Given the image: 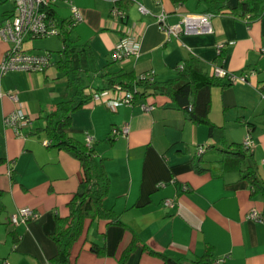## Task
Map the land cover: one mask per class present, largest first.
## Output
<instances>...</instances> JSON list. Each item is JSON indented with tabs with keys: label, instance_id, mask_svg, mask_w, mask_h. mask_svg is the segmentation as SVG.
Wrapping results in <instances>:
<instances>
[{
	"label": "crops",
	"instance_id": "obj_1",
	"mask_svg": "<svg viewBox=\"0 0 264 264\" xmlns=\"http://www.w3.org/2000/svg\"><path fill=\"white\" fill-rule=\"evenodd\" d=\"M139 2L149 9L147 13L139 10ZM75 3L83 13L75 28L92 35L84 42L95 51L101 68L100 74H90L87 91L104 85L102 75L106 72L119 70L136 74L154 70L159 82L178 78L185 67L207 76L218 69L247 73V82L212 87L209 116L224 126L229 142L244 143L251 134L254 162L264 180V17H252L247 22L240 13L227 11L213 19V33L175 37L160 29L157 14L165 9L169 21L178 22L186 12H200L203 6L196 0L185 4L172 0L120 1L128 14L121 28L120 21L110 16L113 2L111 6L104 0ZM12 10L0 9V18ZM129 32L141 37L140 56L112 59L119 39ZM221 42L226 45L219 53ZM8 47L0 36V63ZM53 59L55 63L44 72L14 70L1 79L2 89L17 93L19 102L0 97V158L6 159L0 165V264H47L56 255L53 233L57 216L70 213L69 201L82 179L80 161L50 146L41 128L45 125L41 116L76 94V88L70 87V95L68 81L66 90L61 91L50 80L57 74L51 68L59 69L60 56ZM180 64H184L183 69H179ZM146 90L150 92L151 87ZM142 101L155 108L143 110ZM19 108L33 120L21 133L4 123L5 115ZM123 125L130 127L129 134L113 136V128ZM67 131L82 142H86L87 134L94 137L97 161L104 164L111 179L104 205L128 225L88 219L73 245L71 264H123L120 258L133 232L154 250L178 258L180 264H198L196 260L205 256L208 246H212L213 254L206 264H264V221L249 217L254 209L263 215V198L252 196V185L239 170L220 167L223 153L208 149L215 142L208 126L187 119L171 97L140 96L133 105L117 108L91 99L72 113ZM201 146L206 152H199ZM201 156L204 169L198 171ZM25 206L35 209L38 216L27 224H12L11 214ZM92 242L106 244L107 253L92 251ZM223 257L225 261L216 262ZM125 264L169 263L139 246Z\"/></svg>",
	"mask_w": 264,
	"mask_h": 264
},
{
	"label": "trees",
	"instance_id": "obj_2",
	"mask_svg": "<svg viewBox=\"0 0 264 264\" xmlns=\"http://www.w3.org/2000/svg\"><path fill=\"white\" fill-rule=\"evenodd\" d=\"M172 1L176 4H185L190 0ZM233 1L237 2L236 5L232 4ZM196 2L198 5L203 6L200 12L230 11L240 13L242 16L251 13L252 17L255 18L264 17V0H196ZM73 29L64 27L62 38L65 45L64 49L60 51L58 67L67 77L69 87L76 88V94L71 99L59 101L52 110L41 116L45 121V125L41 128L46 131L51 140L50 146L67 151L80 161L83 174L77 190L69 201L70 213L64 217L57 216L53 238L57 243L58 252L49 259L47 264L72 263L73 245L83 234L88 219L91 222L104 220L109 224H122L128 227L114 209L104 205V201L110 192L111 179L105 170L104 164L97 161V143L88 145L86 142L71 136L67 131L72 124V113L91 100L93 95L92 91H87L90 84L80 71H85L87 75L91 73L100 74L101 71L95 51L88 42H84L81 48L76 50L74 41H69ZM76 54L79 55V60H76ZM82 58L85 59L84 66L81 64ZM102 76L105 83L97 87V91L121 85L125 89L135 91L136 98L159 94L171 97L173 102L185 112L187 119L208 126L209 136L215 140L208 149L213 147L216 151L223 153L224 158L221 160L220 167L225 170H239L242 177L250 181L252 196L259 195L264 200V180L259 176L252 148L246 147L244 143L229 142L224 126L216 124L209 116L212 87H227L233 85L234 82L215 74L204 75L191 67H185L184 70H181L178 78L169 79L165 82L145 80L134 71L124 70L106 72ZM147 87H151L150 92L146 90ZM201 161H203V156L199 158L198 171L204 169L200 166ZM5 162V158H0V165ZM2 196L3 190L0 189V200ZM133 233L131 243L125 248L120 258L123 264L127 262L130 255L139 246H142L150 254L162 258L165 263L180 264L178 258L166 252L154 250L144 243L135 232ZM91 250L98 255L107 253L106 244L101 245L97 242H92ZM212 254L213 248L208 246L205 256L197 259L196 263H209Z\"/></svg>",
	"mask_w": 264,
	"mask_h": 264
},
{
	"label": "built area",
	"instance_id": "obj_3",
	"mask_svg": "<svg viewBox=\"0 0 264 264\" xmlns=\"http://www.w3.org/2000/svg\"><path fill=\"white\" fill-rule=\"evenodd\" d=\"M120 1L112 0L113 5L110 10V16L117 19L121 23L127 20L128 14L126 7L120 5ZM14 8L9 13L0 18V36L9 43V47L4 54V58L0 63V97L8 96L15 102H19V95L13 91H4L1 87V79L10 71L23 70L28 72H44L55 63L51 51L35 52L32 46H27V42L36 38L48 37L52 35H64V27L67 29L75 28L82 20L83 13L81 8L75 3V0H12ZM68 4L69 14L60 16L58 11V3ZM139 10L147 13L149 9L139 2ZM224 12H186L182 14V18L175 23L169 21V14L165 9L157 14V22L160 29L165 31L169 36L180 37L182 34H209L214 32L213 19ZM245 20L249 22L252 18L251 13L244 15ZM122 24L120 25L121 28ZM225 42H221L217 46L220 53L225 47ZM141 53V37L138 34L130 33L121 36L118 44L112 51V59L124 60L129 57H139ZM184 64L179 65V69H183ZM155 71L140 74L141 78L154 81ZM215 75L226 77L232 82H247L248 74H238L235 72H227L218 69ZM137 91V89H136ZM136 94L133 90L123 88L116 85L112 88L104 90H94L92 100L98 103L107 104L111 108H117L122 104L133 105L136 102ZM143 110L150 111L155 108L154 104L146 101L140 103ZM33 120L25 109L19 108L5 115L4 123L21 133L24 125L32 124ZM130 132L128 125L114 127L113 136H127ZM51 143V140L47 141ZM86 143L92 145L94 137L87 134ZM244 145L253 148L254 141L249 133L244 141ZM204 147L199 148V152L203 153ZM164 185V184H163ZM167 204H172L167 200ZM38 216V212L32 207H21L15 213L11 214L10 222L15 225L27 224L29 220ZM250 218L264 221L263 215L257 210L249 213ZM225 257L218 258L216 262L225 261ZM3 264H9L5 261Z\"/></svg>",
	"mask_w": 264,
	"mask_h": 264
},
{
	"label": "rangeland",
	"instance_id": "obj_4",
	"mask_svg": "<svg viewBox=\"0 0 264 264\" xmlns=\"http://www.w3.org/2000/svg\"><path fill=\"white\" fill-rule=\"evenodd\" d=\"M104 2H105V5H109V6L112 5L111 4L112 2H110V1L104 0ZM12 8H14V4H13L12 0H0V9H1V11L2 10H11ZM58 11L60 13V16H62V17L68 15L69 14L68 4L63 3V2H59L58 3ZM62 36L63 35H60V36L59 35H52V36H48V37L36 38V39H33L30 42H27L26 45L27 46H32L33 47L32 51H35V52L51 51L52 54H53V57L55 59H58L59 56H60V51L64 49V45H65V42L63 41ZM91 36L92 35L89 32H86V31L83 32L81 27L74 28L71 31V33H70L69 41H74L75 46H76L75 49L79 50L80 47H81V44L84 41L90 40ZM75 57H76V60H79V55L78 54H76ZM81 64L83 66L85 65L84 58H82ZM51 69L53 71L57 72V74H55L56 76H60V77L56 78V76H51L50 80L54 81L55 85H57V87L60 88L61 91L66 90L64 88H67L66 87L67 86V80H66V77H64L63 72L61 70H59L57 67H55V66L52 67ZM80 73L86 79L87 82L91 81V79H92L91 75H87V73H85V71H80ZM99 80H101V79L100 78H96L97 82ZM68 88L70 90V95H73L72 88H70V87H68ZM60 89H59V91H60ZM70 97H72V96H70ZM36 121H40V119L36 120ZM41 122L44 124V119H41Z\"/></svg>",
	"mask_w": 264,
	"mask_h": 264
}]
</instances>
